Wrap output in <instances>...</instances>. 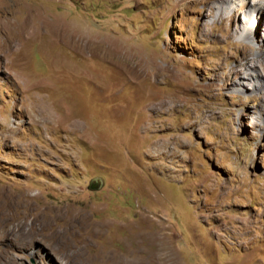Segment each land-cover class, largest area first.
Instances as JSON below:
<instances>
[{"label": "rangeland", "instance_id": "obj_1", "mask_svg": "<svg viewBox=\"0 0 264 264\" xmlns=\"http://www.w3.org/2000/svg\"><path fill=\"white\" fill-rule=\"evenodd\" d=\"M243 2L0 0V264H264Z\"/></svg>", "mask_w": 264, "mask_h": 264}, {"label": "bare ground", "instance_id": "obj_2", "mask_svg": "<svg viewBox=\"0 0 264 264\" xmlns=\"http://www.w3.org/2000/svg\"><path fill=\"white\" fill-rule=\"evenodd\" d=\"M232 1V3L235 1L236 2V0H231ZM242 6H243V9H241V10H238V14L239 15H244V17H245V21L248 23V20H250V13L254 10V8H256L258 11H259V13L256 15V17L254 18V23L253 24H247L246 26H247V28H248V30H247V33L246 34H244V39L245 40H252V39H255V41L257 40L258 41V38H257V32H258V29H260V27L262 28V23H263V21H264V0H244V2L241 4ZM220 10H222V11H226V10H228L226 7H221V8H219ZM224 16V15H223ZM245 23V22H244ZM243 28H246L244 25H242V27H241V29H243ZM246 32V31H245ZM87 43V42H86ZM261 45V44H260ZM260 50V49H259ZM258 57V56H257ZM253 69H255V70H257L258 71V73H259V75L261 74L262 75V73L264 72V54H262V55H260L259 56V58H257L256 60H255V65H254V67H253ZM239 73H243V75H244V77L247 79V81H242V82H240V83H242V84H244L245 85V87H247V88H250V89H253V90H256V89H258V88H260L259 86H258V83H257V81L258 82H261L260 80H257L256 78H255V76H254V73L253 72H250V69L248 68V69H246L245 67L244 68H242V69H239ZM261 87H263L264 88V83H262V86ZM261 89V88H260ZM262 92V91H261ZM263 96H264V94H263ZM11 198V197H10ZM28 198V197H27ZM5 197L1 200L2 202H0V207L1 208H3L4 210H7L8 211V208L6 207V203H5ZM17 200V199H16ZM27 202V201H26ZM25 202V203H26ZM10 203V202H9ZM9 203L7 204V205H9ZM12 204V203H11ZM28 204V203H27ZM17 205H19V204H17ZM31 206V205H30ZM25 207H26V205H25ZM24 207V208H25ZM30 208V207H29ZM26 209H28V208H26ZM31 210H33V209H31ZM16 211V210H15ZM8 213V212H7ZM24 214H26L27 215V218H28V216H29V212H25ZM10 214L8 213V215L7 214H4V215H2L1 217H0V222H2L3 224H8L7 222H10L11 221V215L9 216ZM15 215V216H14ZM13 219L15 220L16 219V212H15V214L13 213ZM73 218H75V216H73ZM38 219V218H37ZM32 220V219H31ZM71 221H72V223H73V225L76 227V219H71ZM35 222V221H34ZM84 222H85V220H84ZM89 224V223H88ZM16 225V224H15ZM20 225V224H19ZM82 226H84V225H82ZM89 226V225H88ZM94 226V225H93ZM12 227V226H11ZM10 227V228H11ZM96 227H98V226H96ZM77 228V227H76ZM94 227H91V229H90V232H94L95 230L93 229ZM38 230V229H37ZM98 230V229H97ZM104 230V229H103ZM2 231V230H1ZM7 231V230H6ZM98 232H100V231H98ZM86 233V232H85ZM95 235V234H94ZM30 238V237H29ZM141 239V236H139L138 237V240H137V244H138V246L137 247H139L140 245H141V243H142V240H140ZM159 243V242H158ZM139 249H141V248H139ZM103 250V249H102ZM101 252V251H100ZM109 252V251H108ZM128 255H126V256H115V255H113V254H111V253H102V254H99L98 256H97V258H96V261L98 260V264H121V263H127V262H129L130 260H131V258L132 257H135V258H137V259H139L138 261H144L143 259H142V257L141 258H138V256H140V254H141V251H139L138 249L136 250H129L128 252ZM166 256V255H165ZM161 258V255L160 254H157V255H155V260L156 259H160Z\"/></svg>", "mask_w": 264, "mask_h": 264}]
</instances>
